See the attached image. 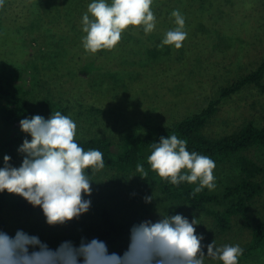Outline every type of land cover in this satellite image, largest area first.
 <instances>
[{"label":"rangeland","instance_id":"rangeland-1","mask_svg":"<svg viewBox=\"0 0 264 264\" xmlns=\"http://www.w3.org/2000/svg\"><path fill=\"white\" fill-rule=\"evenodd\" d=\"M77 1L67 0L62 10L66 17L72 2L77 5L92 2ZM183 1L178 7L174 6L173 11H180L179 8L187 5L195 13L194 24L197 27L199 19L200 27L194 32L188 30L180 49L170 45L159 47L165 33L176 27L171 14L165 13L161 20L158 16L160 14L155 13V30L147 35L142 28L135 30L130 26L122 33L121 41L114 49L100 50L95 54L85 53L81 42L85 34L79 22L76 34L79 39L78 52L86 55L74 52L78 53L74 60H66L69 67L59 64L58 68L53 66L51 69L50 58L55 57L56 53L59 55L61 45L54 46L56 41L52 39L47 42V37L42 38L41 34L33 35L34 28L16 33L10 24V15H6L0 8V76L16 77L31 64L38 65L42 72L40 93L54 99L58 109L66 104L75 108L72 119L77 124V138L104 135L118 139L127 133H143L151 126L172 125L201 111L211 100L219 97L222 87L254 71L264 59V0ZM50 4H57L61 8V0H31L30 5L32 10H37L39 6L48 10ZM13 5L17 8L16 4ZM83 14L79 12L77 17L81 19ZM183 16L186 20L191 15L187 13ZM19 21L27 23L22 17ZM185 27L189 28L187 21ZM35 40L38 41L33 42ZM58 61H61V56ZM72 64L75 67H71ZM52 69L57 71L55 82L49 77V70ZM94 72L97 74L88 84L86 79ZM68 73L78 77L77 83L68 75L65 76ZM83 106L100 108L104 117L95 115L94 118L84 119V110L87 109ZM219 109L205 130L212 137L232 134L249 122L261 123L264 117V95L256 88L249 87L224 99ZM6 133L0 119V143ZM246 155L264 165L262 152L251 149L246 151ZM213 174L216 188L212 191L219 193L238 178L239 169L230 160L216 165ZM99 177L92 181V195L85 197L91 200L90 210L78 220L65 225L49 226L43 215L24 218L10 211H0V220L6 225L3 231L14 235L21 229L29 235L38 236L53 249L64 241L79 245L82 238L87 241L97 239L101 229L98 201L106 198L101 194L103 187L98 184ZM141 192L144 193L143 190ZM151 196V203L143 199L141 201L145 205L131 207V210L125 209L124 204L114 205L118 211V221L130 219L136 211L150 205L158 209L154 210L156 213L175 215L179 212L162 203L158 195ZM18 197L6 192L5 201L9 204ZM187 218L190 220L191 217ZM197 219L200 224L196 226V231L203 234L204 244L215 240L217 246L230 244L243 248L250 242L251 234L240 221L234 223L229 233L221 234L210 220L206 221L201 216ZM250 219L252 222L264 219V195L251 206ZM129 242L130 238L121 240L109 248L108 252L122 254ZM220 262L205 259V264ZM239 264H264V256Z\"/></svg>","mask_w":264,"mask_h":264},{"label":"trees","instance_id":"trees-1","mask_svg":"<svg viewBox=\"0 0 264 264\" xmlns=\"http://www.w3.org/2000/svg\"><path fill=\"white\" fill-rule=\"evenodd\" d=\"M180 3L184 1L153 0L152 11L154 14L159 13L158 16L162 20L165 13L166 15L171 14ZM13 4H16L17 8H14ZM30 4L31 0H8L0 8L6 15H10L8 16L9 21L16 33H24L34 28L33 35L41 34L42 38L47 37V42L52 39L56 41L54 46L61 45L59 55L57 56L56 53L55 57L50 58L49 69L59 64L69 67L70 64L66 60H74L78 53L80 55L88 53L78 52L79 39L76 34L78 23L81 24L82 19L77 17V13H85L90 3L77 5L76 2H72L69 5L71 9L67 10V17L62 13L67 0H61V8L57 4H50L48 10L41 9V6L37 10H32ZM179 9L182 14L191 15L185 20L189 23V28L185 27V31L188 32L189 29L192 32L197 31L200 27V20L197 18L199 24L196 27L195 20H193L195 16L193 9L187 5ZM20 17L25 18L27 23L19 21ZM135 30L139 29L135 28ZM36 41L38 40L33 42ZM60 56L61 61H58ZM71 67L75 66L72 64ZM49 71V77L55 82L57 71L54 69ZM41 74V68L31 64L26 71L24 70L16 77L0 76V119L7 131L6 137L0 143V166L3 165L4 155H9L12 158L11 163L16 167L22 162V154L18 153L17 149L25 138L30 140L31 137L20 130V120L31 118L34 115H41L47 119L51 113L58 110L63 115L74 117L75 108L66 104L58 109L54 99L40 93ZM95 74L97 72L90 74L86 79L88 84L91 83ZM65 76L77 83L78 77L75 74L68 73ZM249 87L256 88L264 95V59L254 71L222 87L219 97L211 100L201 111L172 125L151 126L143 133H127L118 139L104 135H92L89 138L76 137V141L85 151L98 149L103 153L105 168L92 176V179L100 176L98 184L103 187L101 194L106 197L98 201L101 229L97 239L106 244L107 250L117 242L130 238L133 225L145 220L155 221L159 218V212L154 211L158 209L150 205L136 211L130 219H125V221L117 219L118 211L114 205L124 204V208L128 210H131V207H139L144 204L141 200L146 197V191H148V196L158 195L162 203L176 209L185 217L190 216V220L198 216L205 218L206 221L210 220L212 226H215L221 234L229 233L233 230L234 223L240 221V224L249 230L251 238L248 246L242 248L243 254L239 257V263L264 256V219L256 222L250 221L251 206L264 195V165L246 155V151L251 149L258 150L264 155V117L261 123H246L232 134L212 137L205 132L212 119L220 111L223 100ZM83 107L87 109L84 110V119L103 115L100 108ZM173 134L187 141L188 151H196L208 156L216 165L233 160L239 169L238 178L229 183L222 192L218 193L204 188L195 196L191 193L197 185L182 183L174 186L159 178L147 164V157L151 154L150 144L158 142L161 136L167 137ZM137 163H142L148 171L145 179H142L136 171ZM89 175H92L90 171ZM129 184L130 186H127ZM141 190L144 191L143 194ZM5 194L6 192L0 193V211H10L24 218L43 215L39 207H32L22 197L8 204L5 201ZM5 227V223L0 220V229L4 230Z\"/></svg>","mask_w":264,"mask_h":264},{"label":"clouds","instance_id":"clouds-1","mask_svg":"<svg viewBox=\"0 0 264 264\" xmlns=\"http://www.w3.org/2000/svg\"><path fill=\"white\" fill-rule=\"evenodd\" d=\"M153 0H92L81 19L82 47L88 53L112 50L130 26L142 28L147 35L156 27ZM4 0H0L3 7ZM176 27L168 30L159 47L180 49L187 38L185 17L179 10L171 13ZM20 130L30 136L17 149L22 154L18 167L9 155L0 166V193L22 197L32 207H39L49 226L78 220L91 207L92 176L105 168L103 153L85 151L76 141L77 124L60 111L46 119L41 115L20 120ZM147 164L162 180L179 186L197 185L192 196L204 188H216L215 162L208 156L187 150V141L173 134L161 136L150 144ZM89 171L92 175H89ZM142 179L148 171L137 163ZM153 197L146 196V203ZM155 221L145 220L132 226L125 251L110 253L103 241L81 239L50 248L38 236L18 229L14 235L0 229V264H205V259L222 264H239L243 249L239 245L217 246L215 240L204 244L198 234L199 219L191 221L182 214L158 213ZM206 249V251H205Z\"/></svg>","mask_w":264,"mask_h":264}]
</instances>
